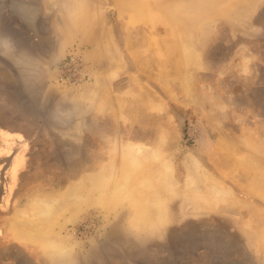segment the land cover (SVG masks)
<instances>
[{
    "label": "rangeland",
    "instance_id": "obj_1",
    "mask_svg": "<svg viewBox=\"0 0 264 264\" xmlns=\"http://www.w3.org/2000/svg\"><path fill=\"white\" fill-rule=\"evenodd\" d=\"M25 1L0 0L26 37L0 39V134L31 148L0 210L5 263L51 264L44 232L78 249L67 264H264V0Z\"/></svg>",
    "mask_w": 264,
    "mask_h": 264
},
{
    "label": "bare ground",
    "instance_id": "obj_2",
    "mask_svg": "<svg viewBox=\"0 0 264 264\" xmlns=\"http://www.w3.org/2000/svg\"><path fill=\"white\" fill-rule=\"evenodd\" d=\"M169 17V16H168ZM86 22V21H85ZM193 31V30H192ZM191 31V32H192ZM196 35V34H195ZM194 36V35H193ZM191 37V36H190ZM197 38V37H196ZM195 39V38H194ZM198 39V38H197ZM182 44V50H183V64L185 63V65L187 66V69H189L188 67L190 66V62H191V52H193L192 50L194 49V46L192 45V44H183V43H181ZM194 45H195V42H194ZM195 53L197 54V50L195 51ZM194 54V53H193ZM192 54V55H193ZM195 56V55H194ZM194 58V57H193ZM192 58V59H193ZM182 63H181V65H182ZM189 65V66H188ZM191 65H192V63H191ZM191 67V66H190ZM186 69V70H187ZM190 71V70H189ZM187 73H189L188 71H187ZM188 77V76H187ZM186 78V77H185ZM185 81H186V79H185ZM91 94V93H90ZM234 148V147H233ZM195 158V157H194ZM193 158V159H194ZM192 159V161H193V163H194V167H192L191 166V169H193V168H196L197 167V165H199L198 164V162L197 161H195V160H193ZM167 162V161H166ZM188 162V161H187ZM189 163H191V162H189ZM199 163H201V162H199ZM254 163H255V160H254ZM257 163V162H256ZM187 164V163H186ZM261 164V163H260ZM190 165V164H189ZM196 165V166H195ZM202 165V164H201ZM200 165V166H201ZM165 166H169L167 163H166V165ZM199 167V166H198ZM201 168H203V166L201 167ZM200 169V168H199ZM166 170H167V172H169V171H171V169H169V171H168V169L166 168L165 169V173H166ZM193 170H195V169H193ZM196 172V171H195ZM194 172V173H195ZM191 173H193V171L192 170H190V174ZM197 173H199L198 171H197ZM202 173V172H201ZM205 173H203V175H204ZM95 176V175H94ZM161 178L163 177V176H160ZM165 178V179H164ZM166 178H167V176L166 177H163V180L161 179V181L163 182H165L166 181ZM193 178V177H192ZM195 179V178H194ZM200 179V176H198V180ZM168 180V179H167ZM192 180V179H191ZM211 181V180H210ZM192 182H194V180L192 181ZM212 182H215V181H212ZM167 183V182H166ZM196 183V182H195ZM215 183H217V181L215 182ZM213 184V183H212ZM222 185V184H221ZM213 186H215V185H212V187ZM223 186V185H222ZM202 187V186H201ZM216 188V187H215ZM215 188H213L212 189V192H213V190L215 189ZM228 188V187H227ZM211 189V188H210ZM210 189H207V191L208 190H210ZM219 189V188H218ZM221 189V188H220ZM119 190V189H118ZM202 190H204L203 188H202ZM114 191H115V189H114ZM215 192H217V194H215L214 196H215V198H219V197H217V195L219 194L220 196H221V193H223V192H221L220 193V191H218V190H214ZM227 191V190H226ZM226 191H224V193L226 192ZM116 193H117V190L115 191ZM209 192V191H208ZM207 192V193H208ZM210 192H211V190H210ZM212 192L210 193V194H212ZM214 192V193H215ZM75 193H76V191H70V192H68L67 194H66V196L67 197H70V196H73V195H75ZM230 193H231V191H230ZM119 194V193H118ZM226 194V193H225ZM115 195V194H114ZM213 195V194H212ZM218 195V196H219ZM226 196V195H225ZM224 196V197H225ZM146 197H147V195H146ZM149 197H151V196H148L147 198H149ZM159 197V198H158ZM222 197V196H221ZM157 200H158V202L160 201L159 199L161 198V196H157ZM144 199V200H143ZM142 199V201H145V198H143ZM57 199H50V200H46V199H43V200H41V206H42V209L41 210H39L38 212H37V218H35V219H29L28 217H27V215H24V213L23 212H20L21 213V216L24 218V221L21 223V228L24 230V232L26 233V234H28V235H35L34 233H36V227L37 226H39V225H37L38 223L39 224H41V223H43V225L45 224V222H46V220H47V216L49 215V212H50V209H51V207H52V205H53V203H55V202H57L56 201ZM117 200V198H115V200L114 201H116ZM114 201H113V203L112 204H114ZM147 201V200H146ZM150 201V200H149ZM152 201H153V199H152ZM161 201H162V198H161ZM161 201L159 202V203H161ZM116 202H118V200L116 201ZM157 202V201H156ZM146 203V202H145ZM144 203V204H145ZM40 204V203H39ZM146 204H148V203H146ZM158 206H159V204H157ZM114 206V205H113ZM143 208L145 207V206H143V204L141 205ZM149 206V205H148ZM160 206H161V204H160ZM161 208V207H160ZM146 209V208H145ZM188 209V208H187ZM153 213V212H152ZM162 214V213H161ZM160 214V215H161ZM160 215H159V217H160ZM161 216H163V214L161 215ZM20 223V222H19ZM41 226V225H40ZM28 228V230H26ZM40 228V227H39ZM41 229V228H40ZM44 229V228H43ZM45 232H46V230H45ZM40 234L43 236V238L46 240V243L48 244V246H49V248H50V250H51V254H53V257L55 258V259H57V260H60V261H72L76 256H77V251H78V249L76 250V248H75V246L73 245V244H65L61 239H58V238H52L50 235H48V233H44V232H40ZM36 235H37V233H36ZM38 235H39V232H38ZM29 238V237H28ZM36 238H38V236L36 237ZM40 238V237H39ZM50 250H47V251H49L50 252ZM52 257V256H51Z\"/></svg>",
    "mask_w": 264,
    "mask_h": 264
},
{
    "label": "crops",
    "instance_id": "obj_3",
    "mask_svg": "<svg viewBox=\"0 0 264 264\" xmlns=\"http://www.w3.org/2000/svg\"><path fill=\"white\" fill-rule=\"evenodd\" d=\"M9 19V18H8ZM9 21L11 22V20L9 19ZM13 24V23H12ZM5 81V79H3ZM1 85H3V83H0V87ZM19 86H17L18 88H21V85L18 83ZM6 84L4 83V85L2 86L3 88H5ZM16 86V85H15ZM29 86L31 88L34 89L35 92H39L40 88L39 85L36 84L34 81H30ZM21 100V99H20ZM20 115V114H19ZM2 134H0V136H3V141L0 143V146L2 147L0 150V172L2 171V173H4V163L7 160L6 158L10 155L11 152H13L14 157L11 158V160L9 161L8 165H6V167H9V164L11 166L14 158L19 155L22 154V156H24V160L23 163L21 165L18 166V174H17V178L16 181H11L10 182V178L8 180V188L4 187V182L5 180H2L3 184H2V190L3 192L0 193V210H5V208L7 207V200H11L9 197V194H12V192H14V194H16V191L18 189L19 186V173L21 171H23V169L25 167L31 166V157L29 158V151H31V148L29 146H26V142L23 143V141H26L27 139L25 138V135H22V128L21 126H16L14 125L11 129L9 128H2ZM5 132H10V134L5 135ZM4 133V134H3ZM5 140V141H4ZM17 142V143H13V141ZM12 141V142H10ZM23 143V144H22ZM23 145V146H22ZM4 147H7L6 149ZM9 173V177H10V167L8 170ZM15 177V176H14ZM15 196V195H14ZM15 198V197H14ZM1 248V247H0ZM3 248V247H2ZM18 254L19 255H13V259L12 262L16 263L19 262V260L21 259L22 255H21V248L20 250H18ZM5 252L4 250H2L0 252V264H6L5 262ZM16 257H18L19 259H16Z\"/></svg>",
    "mask_w": 264,
    "mask_h": 264
},
{
    "label": "water",
    "instance_id": "obj_4",
    "mask_svg": "<svg viewBox=\"0 0 264 264\" xmlns=\"http://www.w3.org/2000/svg\"><path fill=\"white\" fill-rule=\"evenodd\" d=\"M11 3H12V6L14 7V10L17 9V11L23 15L25 14H24V11H22V9L20 8V6L23 5V6L29 7V5H31L30 2H27L25 0H12ZM2 20L3 21H1V24H0V39L3 38V39L8 40L9 42L8 44L10 45L11 48L13 47L20 48L19 44L20 43L24 44L23 40L26 41L25 34L21 30H19V28H15V26H13V24L6 17H4ZM3 24H6L10 28L9 31L1 30V27L3 26ZM14 30L15 32H13ZM20 91L22 92V90ZM20 99H21V96H20Z\"/></svg>",
    "mask_w": 264,
    "mask_h": 264
},
{
    "label": "built area",
    "instance_id": "obj_5",
    "mask_svg": "<svg viewBox=\"0 0 264 264\" xmlns=\"http://www.w3.org/2000/svg\"><path fill=\"white\" fill-rule=\"evenodd\" d=\"M81 70L78 66L71 67L68 78H65L64 75H61V79H66L69 82H77L79 80V75Z\"/></svg>",
    "mask_w": 264,
    "mask_h": 264
},
{
    "label": "clouds",
    "instance_id": "obj_6",
    "mask_svg": "<svg viewBox=\"0 0 264 264\" xmlns=\"http://www.w3.org/2000/svg\"><path fill=\"white\" fill-rule=\"evenodd\" d=\"M51 264H67V261H60L53 258Z\"/></svg>",
    "mask_w": 264,
    "mask_h": 264
},
{
    "label": "flooded vegetation",
    "instance_id": "obj_7",
    "mask_svg": "<svg viewBox=\"0 0 264 264\" xmlns=\"http://www.w3.org/2000/svg\"><path fill=\"white\" fill-rule=\"evenodd\" d=\"M3 192V191H2ZM0 193H1V191H0ZM12 258H14L13 256H12ZM5 260H6V258H5Z\"/></svg>",
    "mask_w": 264,
    "mask_h": 264
}]
</instances>
